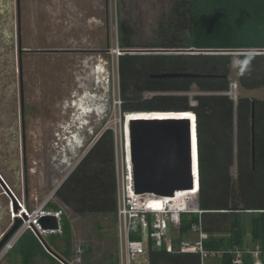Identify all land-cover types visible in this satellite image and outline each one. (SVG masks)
Here are the masks:
<instances>
[{
  "label": "trees",
  "instance_id": "16d2710c",
  "mask_svg": "<svg viewBox=\"0 0 264 264\" xmlns=\"http://www.w3.org/2000/svg\"><path fill=\"white\" fill-rule=\"evenodd\" d=\"M117 44L122 51H192L125 53L118 58L117 67L122 115L192 112L196 117V189L201 214H182L177 234L184 237L200 223L209 236L203 247L226 252L222 259L215 260L219 264H232L228 250L257 245L264 252V100L236 95L234 101L228 95L234 57L237 89L264 91V54H202L264 50V0H173L147 42L135 41L121 23ZM173 73L197 77H157ZM193 88L198 94L189 98L187 94ZM115 188L113 134L109 130L91 145L57 189V202H48L46 207L66 209L77 218L106 217L115 223ZM26 208L31 209L28 205ZM62 222L63 255L69 258L71 223L64 212ZM134 239L140 236L134 235ZM37 256L59 264L32 233L26 232L5 257L9 264H16L15 259L30 264ZM148 259L149 264H199L197 255L166 254L151 247ZM110 264L118 263L111 257ZM243 264H251V259L246 256Z\"/></svg>",
  "mask_w": 264,
  "mask_h": 264
},
{
  "label": "rangeland",
  "instance_id": "374dc122",
  "mask_svg": "<svg viewBox=\"0 0 264 264\" xmlns=\"http://www.w3.org/2000/svg\"><path fill=\"white\" fill-rule=\"evenodd\" d=\"M11 5L12 24L6 17L9 0H0V177L12 191L15 202L0 187V241L17 224L18 228L0 248V264H9L6 259L8 243L21 227L17 218L23 202L22 183L26 180L27 200L32 209L41 205L51 195L56 203L52 186H49V174H59L60 182L75 168L94 139H88L81 149L71 150L69 146L80 141L76 135L60 140L45 136H33L25 141V164L22 161L21 131L19 115V74L17 66V32L15 19V0ZM173 0H20L21 49L31 50L21 54V75L24 90V105L35 112L26 113L25 118L35 120V116L45 122H35L30 128L48 129L54 110L67 112L68 100L78 99L82 112L95 106V100L89 92L93 89V69L91 58L98 51L109 56L112 78L111 99L117 94L116 62L111 59L110 48L116 46L119 25L125 24L135 41L147 42L154 36L156 25L166 14ZM108 26V46L104 32ZM106 33V32H105ZM108 47V48H107ZM107 48V49H106ZM61 50V51H59ZM107 52H104L106 51ZM236 58L232 59V84L229 97H243L264 100L263 90L243 91L234 83ZM78 81V82H77ZM81 91L75 90V84ZM87 91V92H84ZM83 92V93H82ZM97 96L100 92L96 90ZM82 93V94H81ZM81 94V95H80ZM94 94V98L96 95ZM193 88L187 94L189 98L197 95ZM72 95V96H71ZM67 100L63 108L60 101ZM38 110V112L36 111ZM119 116L111 107L106 121ZM105 121V122H106ZM103 123V125L105 124ZM102 125V127H103ZM101 127V128H102ZM96 131V134L101 129ZM24 166V167H23ZM234 173V169H231ZM61 178V179H60ZM58 183V182H57ZM57 188V187H56ZM52 193V194H51ZM26 203V202H25ZM26 209V207H25ZM62 209L71 223V256L63 255L65 250L61 235L41 237L51 253L66 264H110L111 257L118 263V251L115 245V223L110 218L100 216L74 217L68 210ZM13 211V213H12ZM16 217V219H15ZM63 228V222L61 223ZM168 231L171 226L168 225ZM17 240L13 243L16 244ZM41 243V242H40ZM42 245V243H41ZM44 248V246L42 245ZM45 250V248H44ZM89 250V253H86ZM45 252L52 257V254ZM54 258V257H53ZM55 259V258H54ZM59 264H62L60 261ZM13 263L23 264L21 261ZM30 264H58L37 256ZM205 264H219L215 260H206Z\"/></svg>",
  "mask_w": 264,
  "mask_h": 264
},
{
  "label": "built area",
  "instance_id": "2783aa9c",
  "mask_svg": "<svg viewBox=\"0 0 264 264\" xmlns=\"http://www.w3.org/2000/svg\"><path fill=\"white\" fill-rule=\"evenodd\" d=\"M125 53L128 52L120 50L118 44L110 48L111 59L116 62L117 75V94L112 100V109L119 117L106 121L92 142L93 144L105 131L110 130L113 134L116 183L115 245L118 251V264H149L150 247L157 251L162 250L166 254L197 255L199 264H205L206 260H220L226 255L225 250L203 247V243L208 240L209 236L203 231L200 223L198 226L191 227L189 233L194 235L193 240L179 238L178 235L172 233L178 230L182 214H201L197 205V192L177 191L172 197L134 192L129 139L127 135L126 140L124 131L127 115H122L120 112L121 100L117 68L118 58ZM230 98L235 101L236 95ZM190 105L195 106V103L191 102ZM51 196L32 210L21 208L16 216L21 219V227L14 235L13 242L6 245V251L10 250L13 243L26 232L32 233L40 242L41 237L62 234V210H52L46 207ZM155 203H160V205L154 206ZM50 217L56 221V228L44 229L42 220ZM168 225L171 226V231H168ZM137 234L140 239H134V235ZM227 252L232 258V264H243L246 256L251 259V264H264V252L257 245Z\"/></svg>",
  "mask_w": 264,
  "mask_h": 264
},
{
  "label": "water",
  "instance_id": "95a60500",
  "mask_svg": "<svg viewBox=\"0 0 264 264\" xmlns=\"http://www.w3.org/2000/svg\"><path fill=\"white\" fill-rule=\"evenodd\" d=\"M17 66L19 74V93H20V114L23 113V89L21 76V44H20V17L17 16ZM131 54H168V53H191L192 51H166V50H126ZM205 55H240V54H264V50L251 51H205ZM160 78H189L197 77L193 74H162L157 76ZM194 116L193 120L187 117L168 118V119H139L130 118L127 121L130 161L132 166L133 188L136 194H153L159 197H172L177 191H191L194 189V184L198 185V158H197V138L195 120L196 117L192 112H187ZM250 127H251V159L253 162L254 148V105L251 104L250 112ZM92 139V138H89ZM94 139V138H93ZM195 140V155L193 142ZM90 148V147H89ZM88 148V150H89ZM87 150V151H88ZM84 153V155L87 153ZM80 158V160L84 157ZM78 161V163L80 162ZM77 163V164H78ZM76 164V166H77ZM75 166V167H76ZM73 171V170H72ZM71 171V172H72ZM70 172V173H71ZM69 173V174H70ZM68 174V175H69ZM64 180L57 186L53 193L57 191ZM0 185L11 198H14L11 192L2 183ZM12 229L0 241V248L7 242L8 238L18 228V220H16ZM44 229L56 228V221L53 218L42 220ZM45 250L52 256L59 259L54 253H51L48 247L43 244Z\"/></svg>",
  "mask_w": 264,
  "mask_h": 264
},
{
  "label": "flooded vegetation",
  "instance_id": "af4514ba",
  "mask_svg": "<svg viewBox=\"0 0 264 264\" xmlns=\"http://www.w3.org/2000/svg\"><path fill=\"white\" fill-rule=\"evenodd\" d=\"M10 5H8V10H7V19L8 22L12 24V12H11V5H13L12 1L10 2ZM20 0H15V19H16V26H17V16L19 14L20 17ZM0 15H2L0 13ZM106 33L104 32V36L107 37L106 40L108 39V26L106 25ZM17 31V28H16ZM20 33V37H21V31ZM18 38V35H17ZM107 46H108V40L106 41ZM21 44V42H20ZM108 48V47H107ZM106 48V49H107ZM31 50H27V51H21L22 52H30ZM104 52H107L104 51ZM21 54H20V61H21ZM95 59L91 58V60H95V62H91L90 64L93 66V73L92 76L94 75H99V79L98 78H92L91 82H92V87L93 89L91 90V92H89L90 96L93 98V100H95V103H97L95 106H90L88 110L82 112V114L80 116H76V114L78 115V113L81 111V109L78 107L77 104V100L74 97H71L68 100V105L66 107L69 108L70 111H63L62 109L58 110H54L52 117L51 118H47L50 123V127L48 129H38V128H30V125L32 123H34L33 119H27L25 118V113H26V107L24 105V92H23V113L22 115L20 114V110H19V115H20V131H21V150H22V161H23V165L25 164V141L27 138L30 137V135H36L39 137H47L49 139H56V140H60L63 137V131H62V126L66 125V124H70L72 121H74V126L75 128L72 129V132L69 133V135L65 136L67 138H72L74 135L77 136V138L80 141H76L74 143V148L73 146H69L70 151L75 149L79 150L82 148L83 143L88 140L89 138H91L96 131L99 129V127L101 128L103 123L109 118V114L111 113V107H112V99H111V88H112V76H111V70H110V60H109V56L106 54H103L102 51H98V55L97 57H94ZM18 61V60H17ZM18 68V67H17ZM22 72V71H21ZM22 76V75H21ZM78 82V81H77ZM75 84V90L76 91H81V84L79 82V85ZM96 90H98V92H100V96H97L95 93ZM24 91V90H23ZM87 92V91H84ZM83 93V92H82ZM81 93V94H82ZM80 94V95H81ZM94 94L96 95V97L94 98ZM72 96V95H71ZM65 99H62L60 101V105L59 108H63L65 102L67 101ZM20 107V106H19ZM87 113V114H85ZM75 119H77V121H75ZM85 120V122L82 123V121ZM45 122V120H44ZM61 127V128H60ZM40 131V133H39ZM43 135V136H42ZM61 138H58L60 137ZM24 167V166H23ZM0 179L2 180V183L4 184V186H6L8 188V190L11 192L10 188L8 187V185L5 183V181L0 177ZM1 187V185H0ZM2 188V187H1ZM3 190V194L2 195H6L8 197V194L5 192V190L2 188ZM22 193H23V202L24 205L26 207V203H25V199L28 196V188H27V184H26V180L23 179V183H22ZM13 196V194H12Z\"/></svg>",
  "mask_w": 264,
  "mask_h": 264
},
{
  "label": "crops",
  "instance_id": "0c3cea01",
  "mask_svg": "<svg viewBox=\"0 0 264 264\" xmlns=\"http://www.w3.org/2000/svg\"><path fill=\"white\" fill-rule=\"evenodd\" d=\"M22 51H27V49H22ZM59 51H61V50H59ZM22 89L23 90H25V84L23 83V80H22ZM18 91H19V85H18ZM24 92V91H23ZM19 99H20V93H19ZM19 106H20V103H19ZM32 107V106H31ZM31 107H27L26 106V113H28V112H31V113H34L35 112V110L34 109H31ZM19 110H20V107H19ZM37 112H38V110H36ZM26 113H25V116H26ZM85 114H87V113H85ZM35 120H34V123L36 122H40V121H42V122H44V120L43 119H41V118H39L38 116H35ZM75 121H77V119H75ZM78 122V121H77ZM83 122H85V120H83L82 121V123ZM61 128V127H60ZM73 128H75V126H74V121H72L70 124H66V125H63L62 126V131H63V138H67V137H65V136H67V135H69V133H71L72 132V129ZM33 130H34V128H33ZM39 133H40V131H39ZM39 135V134H38ZM33 136H35V135H30V137H33ZM97 136V134L95 133L91 138L93 139V138H95ZM29 137V138H30ZM58 138H61V136L60 137H58ZM61 179V178H60ZM49 186H52V192H54V190L56 189V187L62 182H60V180H59V174H58V176L57 175H53V174H49ZM58 182V183H57ZM54 195H55V193H54ZM25 202H26V204L29 206V201L27 200V199H25ZM51 202V201H50ZM30 207V206H29ZM59 209H61V208H59ZM62 210V209H61ZM172 233L173 234H176V235H178L177 234V232L176 231H172ZM178 237L180 238V236L178 235ZM181 238H183V239H189V240H193L195 237H194V235H192V234H190V233H188L186 236H184V237H181ZM46 259V258H45Z\"/></svg>",
  "mask_w": 264,
  "mask_h": 264
},
{
  "label": "bare ground",
  "instance_id": "6f19581e",
  "mask_svg": "<svg viewBox=\"0 0 264 264\" xmlns=\"http://www.w3.org/2000/svg\"><path fill=\"white\" fill-rule=\"evenodd\" d=\"M187 113V112H186ZM182 117H187L190 120H193L194 116L191 115L190 113L188 114H171V113H132V114H127L126 117V123H125V136L127 140V135H128V128H127V121L130 118H139V119H144V118H149V119H168V118H182ZM193 149H194V155H195V140L193 142ZM197 182L194 184V189L192 190L193 193L197 192L198 185L196 186ZM197 187V189H196ZM160 203H155L154 206H159Z\"/></svg>",
  "mask_w": 264,
  "mask_h": 264
}]
</instances>
